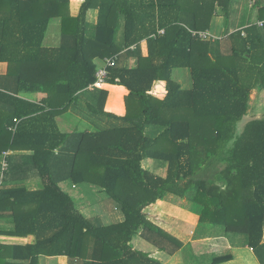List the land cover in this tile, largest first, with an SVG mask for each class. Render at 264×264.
<instances>
[{"label":"trees","instance_id":"1","mask_svg":"<svg viewBox=\"0 0 264 264\" xmlns=\"http://www.w3.org/2000/svg\"><path fill=\"white\" fill-rule=\"evenodd\" d=\"M255 1L259 13L251 24L201 40L191 30L209 29L219 11L226 23L234 0H83L75 16L71 0H0L4 82L15 94L39 99L0 91V154L8 152L0 175L5 183L42 181L36 190L0 187V210L10 209L14 222L0 235L35 236L26 244L0 236V264H39L40 255H65L71 264H160L133 239L141 235L170 254L181 247L146 212L169 208L168 193L201 205L199 222L246 233L264 264V116L239 125L254 109L253 91L264 89V0ZM92 9L96 24L88 20ZM55 19L62 40L47 46ZM159 29L165 33L154 36ZM221 44L224 50L214 53ZM115 55L89 104L109 126L61 131L56 117L97 80V58ZM176 68L190 70L191 88L173 77ZM159 83L162 96L155 93ZM112 86L126 91L123 114L107 109ZM149 159L160 162L158 171L144 166ZM66 182L99 186L120 205L124 220L104 224L87 217L62 187Z\"/></svg>","mask_w":264,"mask_h":264},{"label":"crops","instance_id":"2","mask_svg":"<svg viewBox=\"0 0 264 264\" xmlns=\"http://www.w3.org/2000/svg\"><path fill=\"white\" fill-rule=\"evenodd\" d=\"M79 6H76L75 11H71L73 16L77 15L79 12L80 5L83 0H80ZM242 0L234 1L235 4H239ZM255 1V0H253ZM234 4V5H235ZM71 9V8H70ZM72 10V9H71ZM252 11H249V15L244 17L247 20H244L242 17V13L235 14L237 10H233L232 7V15L235 18L234 25H231L230 32H233L236 29H240L246 25L251 24L254 20L257 19L258 9L256 6V1L252 5ZM246 11H243V13ZM222 17L221 14H216L211 22V27L206 30H210L215 32L216 34H221L220 29L223 30L224 33V24L225 19L223 18V22L219 21V17ZM241 17V18H240ZM98 19V11L96 9H92L89 11L88 20L92 24H96ZM60 24L56 25L54 31H50V34H47L45 38V43L47 46H58L61 43L62 37L60 29ZM221 27V28H220ZM227 32V31H226ZM226 32L224 35H226ZM49 33V32H48ZM223 33L218 36L221 37ZM215 35V34H214ZM119 39L122 40V32H120ZM134 48V47H132ZM141 49L142 54L144 56L148 55L147 43L146 40L141 41ZM224 50V44H221L219 47H214L213 52L218 53ZM99 57L97 58L98 64L100 63ZM137 58L130 57L129 64L135 65ZM8 73V63L0 62V82L3 84L0 87V91L5 92L7 94H11V96H16L22 100H26L28 102H38V94L37 93H13L11 88H8L4 82V77H7ZM177 73V76L180 77V74L184 77H188L189 86L186 89L192 87V78L191 73L188 68H176L173 71V77ZM179 74V75H178ZM6 79V78H5ZM176 79V78H175ZM183 87L181 80L176 79ZM9 84L7 80V85ZM158 85V84H157ZM11 86V85H8ZM161 86V90H159L156 86L155 93L159 96L164 95L165 87L164 84L159 83V88ZM113 87V86H112ZM115 87V86H114ZM110 89L109 94V102L107 109L109 111H116L119 114H123L126 111L124 107V96L125 90H114ZM95 90H84L78 94V100L73 102V105L70 109L57 116L56 121L57 125L61 129V131L70 132L72 130L79 131H97L98 129H102L104 127L109 126L107 119L103 116H96L91 111L89 106L90 103L96 100ZM262 91L254 90V93H260ZM121 96V97H120ZM122 98V99H121ZM123 102V104H122ZM4 103L0 101V109H4ZM255 108V107H254ZM256 110H258L256 108ZM255 111V110H254ZM261 118V117H256ZM254 119V118H253ZM114 123H119L113 119ZM153 127H149L148 130L153 132ZM156 129V127H155ZM159 130V128H157ZM24 152V151H23ZM29 152V151H27ZM8 153V152H7ZM21 154V151H15L11 154ZM7 160L6 155L0 154V168L3 169V163ZM160 162L157 160L149 159L144 162V166L150 167L156 171L160 168ZM160 172V171H159ZM166 171H163V174ZM5 184L7 188L13 187H25L27 190H36L42 187V181L39 177L28 178L25 181L15 182L8 181L3 182V179L0 175V187ZM114 208L110 209L109 212H103L101 217L97 215V218H100L104 224L118 223L124 220V214L121 211L120 205L113 200ZM164 202L169 205L167 209H154L147 208L146 212L149 214L150 220L157 224L159 227L167 231L170 235L175 237L178 241L181 242V247L178 250L174 251L173 254H170L167 251L160 250L157 246H155L151 241L143 238L141 235H137L133 239V245L136 249L143 250L145 252H149L153 258L159 259L161 261L160 264H210L215 257L221 256H230V259L226 261H221L219 264H262L255 254L252 247L249 246L248 235L246 233L241 232H228L225 229L224 225H218L211 222H199L197 220V215L201 213V205L195 203L192 200L187 199L186 197H181L173 193H168L165 196ZM107 207V205H105ZM109 206V205H108ZM113 206V205H112ZM118 206L119 209L116 207ZM80 210L83 212L82 208ZM120 210V211H119ZM172 210V211H170ZM110 213V214H109ZM179 213L184 214L181 216ZM111 217V218H110ZM14 228L13 216L10 209L0 210V230L10 231ZM1 234L2 241L5 243H33L35 240L34 235L27 236H9ZM264 241V236H263ZM172 245V244H171ZM173 246H171L172 248ZM39 264H71L69 258L65 255L60 256H47L40 255Z\"/></svg>","mask_w":264,"mask_h":264},{"label":"rangeland","instance_id":"3","mask_svg":"<svg viewBox=\"0 0 264 264\" xmlns=\"http://www.w3.org/2000/svg\"><path fill=\"white\" fill-rule=\"evenodd\" d=\"M235 1V0H234ZM80 0H71L70 8L72 9L71 11H75L76 6H79ZM237 2V0H236ZM255 1L253 0H242L239 2V4H235L233 7V10H237L235 14L242 13V17L246 14L247 17L250 14L249 11H252V5L254 4ZM243 11H246V13ZM219 14L222 12H218ZM245 15V16H246ZM224 16L219 17V21L221 22L223 20ZM241 18V17H240ZM244 20H247L244 17ZM235 18L233 16L230 17V20H227V22L224 24V33L226 32V28L230 29L231 25H234ZM223 22V21H222ZM230 22V24H228ZM59 25V20L55 19L52 21L49 33L50 31H54L55 26ZM60 29L59 27H57ZM221 28V27H220ZM213 34L220 36L223 33V30L220 29L219 32L221 34H216L215 32L211 31ZM224 33L222 36H224ZM179 75V74H178ZM174 78L181 80L183 87L187 88L189 86V81L188 77H184L183 75L180 74V77L177 76V73H175ZM113 87H111L112 89ZM157 88L161 90V86L159 88V84L157 85ZM251 104L255 107L248 115L245 116L243 121L239 123L240 128L242 129L243 126L251 119L256 118V117H263L264 116V89L263 92L255 94L254 91L252 93V100ZM256 108L258 110H256ZM255 110V111H254ZM62 187L66 189L67 191H70L72 195H74V198L77 202V205L79 208H82L83 213L90 218H97L99 215L101 217V214L103 212H109L110 209L114 208L115 205L113 204V200L107 195L106 192H102L100 187L97 185H94L89 182H84V183H79L77 186H73L71 182H66L62 184ZM116 202V201H115ZM107 205V207L105 206ZM109 205V206H108ZM113 205V206H112ZM118 209L119 207L116 206ZM202 208V206H201ZM120 211V210H119ZM110 214V213H109ZM198 217V215H197ZM111 218V217H110Z\"/></svg>","mask_w":264,"mask_h":264},{"label":"built area","instance_id":"4","mask_svg":"<svg viewBox=\"0 0 264 264\" xmlns=\"http://www.w3.org/2000/svg\"><path fill=\"white\" fill-rule=\"evenodd\" d=\"M262 23L263 22H260V24ZM191 32H192V36L197 37L201 40L215 39L218 37L214 35L210 30H191ZM164 33H165L164 29H159L158 32L154 34V36L158 34H164ZM117 60H118V55L107 57V58L100 60V63L98 64V68H97V74H96L97 80L94 83L90 84L88 89L94 90L95 88L103 86L106 82V78L108 75V67L114 66ZM4 154L7 157L8 153L5 152ZM7 167H8V161L5 160L3 163V169L5 170L7 169Z\"/></svg>","mask_w":264,"mask_h":264}]
</instances>
